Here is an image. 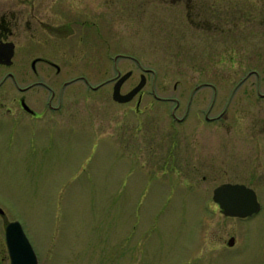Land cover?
I'll list each match as a JSON object with an SVG mask.
<instances>
[{"label": "rangeland", "instance_id": "obj_1", "mask_svg": "<svg viewBox=\"0 0 264 264\" xmlns=\"http://www.w3.org/2000/svg\"><path fill=\"white\" fill-rule=\"evenodd\" d=\"M76 3L84 11L71 10V0H0V15L16 19L19 84L34 80L25 54L56 56L64 80L95 85L132 70L123 91L145 73L143 111H135L136 100L115 102L114 83L94 93L81 81L65 90L68 114L58 127L34 132L0 120V264H9L12 221L22 224L40 264H264V100L240 101L257 92L255 83L264 93V0H94L88 12ZM118 51L130 58L116 67ZM203 79L219 85V112L236 96L223 121L207 124L202 145L179 155L175 148L172 164L173 141L186 148L185 132L199 129L175 130V103L153 94L180 100L182 116ZM9 84L0 100L18 94ZM30 93L33 103L40 93ZM214 94L201 89L195 100L209 106ZM187 157L206 166L198 172ZM224 183L254 189L261 211L224 216L213 200Z\"/></svg>", "mask_w": 264, "mask_h": 264}, {"label": "flooded vegetation", "instance_id": "obj_2", "mask_svg": "<svg viewBox=\"0 0 264 264\" xmlns=\"http://www.w3.org/2000/svg\"><path fill=\"white\" fill-rule=\"evenodd\" d=\"M80 3H84V7H86V11H90L91 9H88V6L91 4L94 0H78ZM191 0H188V2ZM73 6L69 7L71 10H74L76 12L81 13L79 10V4H75V0H71ZM83 7V8H84ZM95 8V7H94ZM16 19L11 17H7V15H0V46L6 47L8 46V43H14L15 44V54L12 59L11 64H4L0 63V73H2V78H0V91H7L9 90V87L11 86L9 84V80L13 81V85L15 89L18 91L17 95H14L12 99H3L0 100V120H5L12 128H19L24 127L27 130H33L34 132L42 129L43 127L52 128V127H58L59 123L63 120L64 116V110H63V104H64V93L67 88L75 86L78 82H85L86 85L95 92L102 91L106 87H108L110 84H113V92L116 82L119 80L123 74L120 70H118L117 76L112 79L103 80L97 85L93 84L89 79L85 77H76V78H70L65 79L62 75L63 67L59 65V63L56 61L55 58H52L51 55H35L31 58L33 54H25V56L29 57V60L27 62L23 63L24 69L27 70V68H31L32 73L28 71V74L31 73L34 80L24 86H21L19 84V81L17 79L16 73L12 71V69H16L17 63L15 61L18 51H20V48L16 41H14V37L16 36ZM62 36H58V38L61 39ZM44 44L48 45V42H44ZM61 45L59 43L55 44L56 48H59ZM113 61L114 65L118 67L119 62L124 59H129L130 57L126 54L121 53V51L116 52ZM138 66L140 67V63L136 61ZM20 69V68H19ZM16 71V70H15ZM147 73L150 72V70H143ZM132 72L131 77L136 76L135 72L132 70L129 71ZM27 73V72H26ZM145 75V73H140V81L142 76ZM47 76H49V80L47 79ZM130 77V78H131ZM129 78V79H130ZM128 79V80H129ZM127 80V81H128ZM126 81V82H127ZM148 81V80H147ZM213 81L216 80H209V79H203L200 84L196 85L195 88L192 90L190 98L188 100L186 110L183 112L184 114L182 116H179V113L181 112L182 104L180 100H177L175 98L170 97H159L156 95V93L153 94V97L155 98L156 102L159 103H175L174 107L171 111L172 119L170 120L171 125L175 130H178L181 126L180 125H187L188 130L193 128H198L199 131L192 132L187 131L184 134V137L189 140V142L184 143L183 145H188L186 148L181 147L179 142L173 141V151L171 153V160L170 163H176L177 162V156H176V150L177 148V155L180 154V149H188L189 146H196L200 145L202 142L203 135L206 133L205 129L207 127L208 123H219L224 120V114L227 111V108L229 107L230 103L233 101L234 97L236 96L235 92L230 94L228 98V103L225 106V109L219 112V104H217L218 97H219V85L218 89L215 86V83ZM249 81L248 78L242 79L240 83H238V87L243 86L246 84V82ZM126 82L123 84L121 88V92L123 94L129 93L131 90H133L139 83H137L135 86H133L130 90L124 92L123 89L126 85ZM254 84L252 83V86ZM257 86V92L254 93L253 91L250 93H245L240 95L241 99L240 101H245V99H252L253 101H256L258 98L259 100H264V93L261 91L260 83H255ZM12 87V86H11ZM178 88V85H175V89ZM215 89V94L213 95V99L210 101V104L208 106V99L204 98L201 101H196L195 96L198 91L201 89ZM144 89V88H143ZM40 93L37 94L35 97H33V103H31L28 100V95L33 93ZM42 92V93H41ZM34 93V95H35ZM33 96V94H31ZM113 97V95H112ZM136 100L135 104V111L137 113H142V104L144 100L143 90L137 94L131 101L127 103H121V104H129ZM115 101V100H114ZM117 102V101H115ZM24 103L29 106V109H25ZM119 103V102H118ZM35 105V106H34ZM39 106L45 107L44 109H39ZM33 107H37L33 108ZM6 108V110H5ZM68 114V113H65ZM189 123V124H187ZM193 123V127H192ZM264 134V130L261 132ZM178 133L174 132L173 138L175 139ZM173 139V140H174ZM202 145V144H201ZM198 154V151H195ZM193 152L192 155H195L196 153ZM191 158V157H190ZM200 158H202L200 156ZM186 161L192 160L190 165L199 166L198 170L201 171L203 166H206V163L201 159L198 158H191L188 159V157L185 159ZM195 161V162H194ZM202 161V162H201ZM198 175V174H195ZM204 179H207V175L203 176ZM9 223V222H8ZM7 223V224H8ZM6 229V228H5ZM6 235V230H5ZM6 238V237H5ZM7 247V245H6ZM8 252V248L6 249ZM9 260V264H11V258L9 255V252L7 254V257ZM40 264V262H39Z\"/></svg>", "mask_w": 264, "mask_h": 264}, {"label": "water", "instance_id": "obj_3", "mask_svg": "<svg viewBox=\"0 0 264 264\" xmlns=\"http://www.w3.org/2000/svg\"><path fill=\"white\" fill-rule=\"evenodd\" d=\"M8 46H0V63L11 64L15 54V44L8 43ZM132 72L121 76L116 82L113 92V99L119 103H127L139 94L147 84V77L142 76L139 84L127 94L121 92L123 84L131 77ZM25 109H29L24 103ZM213 200L219 205L226 217L247 219L261 211V203L254 189L245 184L224 183L213 191ZM0 215L6 213L0 207ZM6 245L11 258V264H39L38 255L29 240L22 224L19 221H12L6 224ZM235 237H231L228 245H235Z\"/></svg>", "mask_w": 264, "mask_h": 264}]
</instances>
